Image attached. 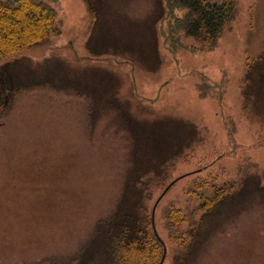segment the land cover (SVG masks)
<instances>
[{
	"label": "rangeland",
	"instance_id": "1",
	"mask_svg": "<svg viewBox=\"0 0 264 264\" xmlns=\"http://www.w3.org/2000/svg\"><path fill=\"white\" fill-rule=\"evenodd\" d=\"M44 1L60 34L0 61L33 81L0 111V264L75 254L134 167L172 264L205 197L264 186V0H237L211 51L152 25L157 0H102L95 28L84 0ZM252 197L205 219L187 264H264V193Z\"/></svg>",
	"mask_w": 264,
	"mask_h": 264
},
{
	"label": "trees",
	"instance_id": "2",
	"mask_svg": "<svg viewBox=\"0 0 264 264\" xmlns=\"http://www.w3.org/2000/svg\"><path fill=\"white\" fill-rule=\"evenodd\" d=\"M54 1L49 0L50 3ZM84 5L95 28L102 15V0H84ZM157 11L151 24L167 22L166 38L173 44H178L182 35L202 49L211 51L226 26L238 16L239 7L237 0H157ZM180 13H183L182 16ZM59 34L54 8L44 0H0V61L43 45ZM102 37L98 35L94 39L97 46H102L101 49L109 44L110 39ZM119 39L114 40L115 43L119 44ZM126 46L134 47V44ZM136 52L142 54L140 50ZM261 60L262 57L257 61ZM6 64L0 68V111L33 82L26 79L27 82H23L18 75L20 73H17L19 70L9 68L8 71ZM41 78L44 80V77ZM135 170L134 167L131 178L123 186L120 201L108 216L94 224L90 235L75 254L64 258H45L32 264H163L166 249L152 224L141 213L142 198L137 186L140 180L135 179ZM255 190L264 193V186L230 183L216 188L210 198L205 197L200 206L202 214L190 228L187 241L180 244L172 264H187L199 241L205 219H214L221 208L233 206L241 201L238 199H242L243 204L249 203ZM170 214L171 211L167 213L168 221Z\"/></svg>",
	"mask_w": 264,
	"mask_h": 264
}]
</instances>
